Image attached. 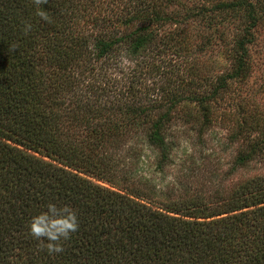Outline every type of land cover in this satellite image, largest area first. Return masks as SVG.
<instances>
[{
  "label": "trees",
  "instance_id": "1",
  "mask_svg": "<svg viewBox=\"0 0 264 264\" xmlns=\"http://www.w3.org/2000/svg\"><path fill=\"white\" fill-rule=\"evenodd\" d=\"M122 1L89 15L81 0H0V264H264V176L239 181L227 195L161 197L121 174L113 153L142 133L161 168L173 150L167 125L176 105L197 102L199 129L207 127L209 101L248 67L250 39L236 43L234 69L208 92L160 89L121 101L135 96L132 83L122 90L116 77L123 57L160 43L178 53L185 43L170 35L163 42L157 28L191 16L168 10L178 0ZM256 126L234 168L264 158ZM49 200L70 205L79 220L62 253L49 254L28 233Z\"/></svg>",
  "mask_w": 264,
  "mask_h": 264
},
{
  "label": "rangeland",
  "instance_id": "2",
  "mask_svg": "<svg viewBox=\"0 0 264 264\" xmlns=\"http://www.w3.org/2000/svg\"><path fill=\"white\" fill-rule=\"evenodd\" d=\"M81 1L89 7V15L96 6L102 11L108 7L118 10L124 2ZM243 1L178 0L168 10L191 16L178 26L171 23L157 31L163 42L170 35L178 45L185 43L183 49L176 53L173 48H160V43L144 56L123 57L116 77L122 90L131 82L135 96L120 97L121 101H138L141 93L154 92V96L160 89L194 96L208 92L216 76L232 72L236 43L250 39L246 43L248 67L242 77L228 79L227 87L209 101L211 121L207 127L199 129L203 110L197 102L184 98L176 105L174 118L167 125L173 150L161 168L157 166L158 151L143 141L142 133L139 139L129 138L113 151L117 169L129 175L130 182H147L161 197L198 195L205 199L227 195L239 181L264 176L262 157L244 167H233L236 154L246 147L249 127L257 124V130L252 131L255 135L264 132V0ZM252 14L257 16L254 22Z\"/></svg>",
  "mask_w": 264,
  "mask_h": 264
},
{
  "label": "clouds",
  "instance_id": "3",
  "mask_svg": "<svg viewBox=\"0 0 264 264\" xmlns=\"http://www.w3.org/2000/svg\"><path fill=\"white\" fill-rule=\"evenodd\" d=\"M41 4L42 0H35ZM38 16L48 21L45 10L38 9ZM31 29V24L25 23V32ZM79 229V220L76 210L66 203L49 200L43 205V210L33 215L28 223L29 235L40 242L49 254L62 253L64 242L68 241L72 234Z\"/></svg>",
  "mask_w": 264,
  "mask_h": 264
}]
</instances>
